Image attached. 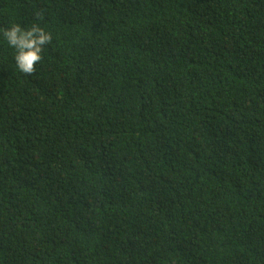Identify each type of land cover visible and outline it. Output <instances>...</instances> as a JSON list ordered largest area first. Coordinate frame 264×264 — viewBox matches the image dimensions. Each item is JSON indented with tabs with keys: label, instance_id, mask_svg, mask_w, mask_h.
<instances>
[{
	"label": "trees",
	"instance_id": "16d2710c",
	"mask_svg": "<svg viewBox=\"0 0 264 264\" xmlns=\"http://www.w3.org/2000/svg\"><path fill=\"white\" fill-rule=\"evenodd\" d=\"M13 23L52 42L26 75L0 35V264H264V0H0Z\"/></svg>",
	"mask_w": 264,
	"mask_h": 264
},
{
	"label": "clouds",
	"instance_id": "9594fccd",
	"mask_svg": "<svg viewBox=\"0 0 264 264\" xmlns=\"http://www.w3.org/2000/svg\"><path fill=\"white\" fill-rule=\"evenodd\" d=\"M39 19L41 13H36ZM0 35L8 46L14 49V60L17 69L26 75L36 70V65L42 60V52L46 45L51 44L52 34L39 23H13L0 29ZM130 178V175L127 179Z\"/></svg>",
	"mask_w": 264,
	"mask_h": 264
},
{
	"label": "bare ground",
	"instance_id": "6f19581e",
	"mask_svg": "<svg viewBox=\"0 0 264 264\" xmlns=\"http://www.w3.org/2000/svg\"><path fill=\"white\" fill-rule=\"evenodd\" d=\"M237 189V188H236Z\"/></svg>",
	"mask_w": 264,
	"mask_h": 264
}]
</instances>
